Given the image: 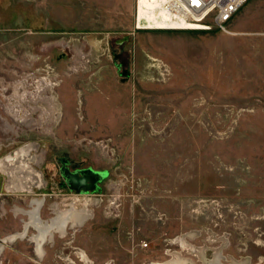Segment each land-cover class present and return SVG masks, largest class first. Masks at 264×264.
Wrapping results in <instances>:
<instances>
[{"label":"rangeland","instance_id":"obj_1","mask_svg":"<svg viewBox=\"0 0 264 264\" xmlns=\"http://www.w3.org/2000/svg\"><path fill=\"white\" fill-rule=\"evenodd\" d=\"M162 8V0H0V156L26 140L41 142L48 184L38 188L47 193L39 216L46 220L67 193L99 200L84 226L46 244L44 259L16 237L0 264H169L177 252L208 264L180 243L190 230L200 233L196 246L214 247L224 236L225 264L232 255L264 264L259 46L216 27L171 28L177 22ZM39 76L56 80L45 93L62 103L51 134L41 130L38 109L34 129L12 109L32 106L22 96L34 90L18 96V84L32 89ZM63 155L108 176L76 194L60 178ZM31 197L0 196V239L23 231L24 215L11 210L29 207Z\"/></svg>","mask_w":264,"mask_h":264},{"label":"bare ground","instance_id":"obj_2","mask_svg":"<svg viewBox=\"0 0 264 264\" xmlns=\"http://www.w3.org/2000/svg\"><path fill=\"white\" fill-rule=\"evenodd\" d=\"M161 11L166 12L164 8H162ZM53 87L54 83L52 81L42 79L36 90L31 93L30 91H25L22 99L26 100L28 98L33 100L34 103L31 107L25 106L20 102L13 105L12 109H15L14 115L17 117L18 121L29 126L30 129H34L31 124L34 120L32 117V111L38 109V111H40L39 122L41 124V130L49 134L53 133L55 126L61 121L63 115L62 103L60 102L59 97L52 92L51 95L45 93L46 89L52 91ZM39 100L44 101L46 106H39V103L37 102ZM47 119L53 120L51 125L45 123ZM6 123L5 128L18 133V129L14 123L9 120H7ZM29 149V145H24L15 151L16 158L15 156L12 157V155H8L4 158L5 161L2 160L3 162L9 163L7 165L5 164V167L2 169L9 178L4 184L6 191L12 190L8 189V184L11 182H21L26 184L34 182L35 179L32 175L35 173V170L30 166H26L22 156V152ZM13 160L17 163L15 166L10 164V161L13 162ZM3 162H1V164ZM25 170L31 175L28 176V174L25 173ZM94 203L98 204L99 200L92 196L81 197L79 195H74L70 198L64 196L60 201L56 200V202L52 203L51 207L55 208L56 214L51 219L47 220L43 215L39 216L40 210L44 204V197L32 196L29 207L15 204L11 211H13L17 217L24 215V229L23 231L18 229L17 231L19 232L16 234L0 239V259L2 258L6 247L10 243L14 241L16 242V240L19 239L31 241L34 245L35 253L38 257L44 259L47 253L46 244L49 241L53 242L58 236L64 237L68 235L69 229H79L94 216L95 210L92 207L94 206ZM198 236V230H190L186 233H182L178 239L185 249H189V252H193L194 255H197L201 261L208 264H225L223 261L226 257L224 254V248L226 247L227 242L226 238L224 236L219 238L223 243L214 247H211L208 243L196 246L192 240H195ZM16 237H18V239L15 240ZM191 248H193L192 251ZM210 248L214 249L212 256H208V249ZM230 261L232 264H248L247 259H238L233 255ZM149 264H167V262L151 261ZM169 264L197 263L194 260L187 258L186 255L177 252L173 253V257L169 260Z\"/></svg>","mask_w":264,"mask_h":264},{"label":"flooded vegetation","instance_id":"obj_3","mask_svg":"<svg viewBox=\"0 0 264 264\" xmlns=\"http://www.w3.org/2000/svg\"><path fill=\"white\" fill-rule=\"evenodd\" d=\"M41 78L48 79L49 81L54 82V85H56V82H55L56 80L53 81V79L50 78L49 76L48 77L39 76V78H37L35 81H33L34 83L33 82L29 83V85L32 86V89L27 88V86H26L27 83L25 81H23V82L21 81V84H18V88H21V90L17 93V95L19 96L20 93H22L25 89H29L31 91L35 90V88L37 87V83H38V81ZM6 108H7V106H6ZM34 114L37 115V112H34ZM24 145H29L30 149L29 150H25L24 152H22V156L24 158L23 160H24L26 166H30V167L34 168L35 173L32 176L34 177L35 180H34L33 183H30V184L29 183H27V184L26 183H21V182H11L10 184H8V189H12V190L11 191H6L4 184H5V181L8 180L9 178H8L7 174H5L2 171V169H3V167H5V164L7 165L9 163L8 162H3V161H5L4 158L7 157L8 155H12V157L15 156V158H16L15 151L18 148H20V147H22ZM45 153H46V149L42 146L41 142L39 140L34 139V140H26V141L18 144L16 147L12 148L10 151H8L5 154L1 155L0 156V175L4 179L3 184H2V190L4 192L1 191L0 192V196L4 195V194L18 193V194L23 195V196L28 194L30 196H39V197L42 196V197H45L47 195L46 192H39L38 191V188H44L48 184V179L45 177V173H44V171L42 169V165L45 163V160H46V154ZM59 160H60V165L58 166V172H59L60 178H62L63 182L66 185H67V182H66L65 176L61 173V167L62 166H67L72 171L77 170V169L92 167V166H81V165H79V163L72 161L71 158L68 157V155L59 156ZM1 162H3V163L1 164ZM10 164L15 166L17 163L15 162V160H13V162L10 161ZM92 168H94V167H92ZM105 170H107V169H105ZM25 173H27L28 176L31 175L26 170H25ZM99 185H100V183H99ZM99 185H98V187H99ZM68 188L71 189L69 186H68ZM71 190L75 191L73 189H71ZM72 193H74V192H72ZM75 193L76 194H82V193H85V192H81V193L75 192ZM63 196H69V194L67 193V194H65ZM51 212H53V210ZM0 261H1V259H0Z\"/></svg>","mask_w":264,"mask_h":264},{"label":"built area","instance_id":"obj_4","mask_svg":"<svg viewBox=\"0 0 264 264\" xmlns=\"http://www.w3.org/2000/svg\"><path fill=\"white\" fill-rule=\"evenodd\" d=\"M249 0H162L165 11L180 29L219 28L228 32V22ZM138 14V6H137Z\"/></svg>","mask_w":264,"mask_h":264},{"label":"crops","instance_id":"obj_5","mask_svg":"<svg viewBox=\"0 0 264 264\" xmlns=\"http://www.w3.org/2000/svg\"><path fill=\"white\" fill-rule=\"evenodd\" d=\"M228 29L226 33L231 37L257 41L259 51L256 70L263 72V75L259 76V81L264 82V0H249L245 3L229 20ZM251 65L254 70V59L251 60ZM258 87H264V83L258 84Z\"/></svg>","mask_w":264,"mask_h":264},{"label":"water","instance_id":"obj_6","mask_svg":"<svg viewBox=\"0 0 264 264\" xmlns=\"http://www.w3.org/2000/svg\"><path fill=\"white\" fill-rule=\"evenodd\" d=\"M61 173L65 176L67 185L76 192L95 191L101 181L108 176V170L92 167L72 171L67 166L61 167ZM4 179L1 180V185Z\"/></svg>","mask_w":264,"mask_h":264}]
</instances>
